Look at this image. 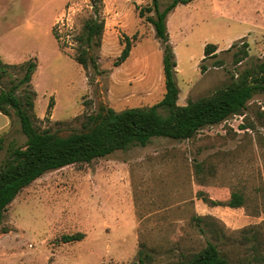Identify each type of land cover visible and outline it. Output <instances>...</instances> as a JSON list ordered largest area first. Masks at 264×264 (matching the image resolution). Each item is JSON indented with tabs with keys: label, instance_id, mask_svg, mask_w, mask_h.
Wrapping results in <instances>:
<instances>
[{
	"label": "rangeland",
	"instance_id": "1",
	"mask_svg": "<svg viewBox=\"0 0 264 264\" xmlns=\"http://www.w3.org/2000/svg\"><path fill=\"white\" fill-rule=\"evenodd\" d=\"M158 1L162 10L171 0ZM149 5L151 0H0V60L12 65L0 66V90L22 77L16 65L34 60L37 125L60 136L81 131L87 115L102 108L159 102L163 47L137 9ZM91 17L103 18L105 26L101 46L91 49L97 68H84L75 60V37ZM166 24L179 105L213 94L264 61V0H193L177 5ZM125 36L135 37L130 54L115 66ZM243 41L248 56L234 64ZM207 43L217 45V54L202 60ZM10 111L0 165L26 140ZM196 163L203 167L199 173ZM234 191L244 205H223ZM201 193L222 204L204 202ZM77 232L84 237L62 238ZM207 241L232 263L264 264L263 91L243 114L205 126L190 139L153 137L146 146L46 172L7 206L0 264H177Z\"/></svg>",
	"mask_w": 264,
	"mask_h": 264
},
{
	"label": "trees",
	"instance_id": "2",
	"mask_svg": "<svg viewBox=\"0 0 264 264\" xmlns=\"http://www.w3.org/2000/svg\"><path fill=\"white\" fill-rule=\"evenodd\" d=\"M101 2V0H96ZM193 0H171L162 10L159 1L151 0V5L138 9L140 18L146 17L154 29L155 36L163 47L162 70L165 91L162 99L145 107L126 108L116 111L110 107L102 108L100 112L87 115L82 124V130L67 136H60L51 132L49 128L41 129L37 125L34 111L36 92L31 86L32 76L37 64L34 60H27L19 65L23 75L18 82L8 89L0 90V113L9 117L10 109L16 114L20 123V130L25 135L24 146H17L9 151L6 160L0 165V224L7 206L17 194L34 180L48 171L60 169L75 163H89L104 157L116 150H126L131 145L146 146L153 137H166L175 140L192 138L200 129L208 125H215L236 114H243L247 102L257 91L264 92V61L253 70H245L236 79H232L224 87L213 94L188 101L184 105L177 103L180 89L176 81V57L169 42L166 18L179 4H187ZM97 4V3H96ZM93 6V12L98 13V6ZM154 12V16L146 15ZM105 22L103 18L91 17L84 21L82 32L75 37L77 48L75 60L87 68L90 64L97 68L96 57L91 49L100 47ZM125 36L121 53L114 61L118 66L124 62L131 50L132 39ZM238 46L233 43L231 47ZM248 44L243 41L233 53V63L238 64L248 56ZM217 45L207 43L204 46L203 58L216 56ZM214 63L220 65L222 61ZM0 66H12L0 60ZM206 66L200 64V71ZM24 85V86H23ZM20 89L21 94H17ZM159 108L166 110V114L159 112ZM11 120V119H10ZM242 128H247L242 126ZM3 148V138L0 135V150ZM203 170L200 163L195 164V172ZM201 199L211 205L222 203L203 196ZM227 205L238 208L244 205L242 193H231ZM84 233L77 232L63 235L65 242L80 240ZM254 238V237H253ZM261 242L253 250L260 247ZM256 252V251H255ZM139 264H144L141 259ZM177 264H235L218 249L217 245L207 241L198 252L192 253ZM244 264H252L246 262Z\"/></svg>",
	"mask_w": 264,
	"mask_h": 264
},
{
	"label": "crops",
	"instance_id": "3",
	"mask_svg": "<svg viewBox=\"0 0 264 264\" xmlns=\"http://www.w3.org/2000/svg\"><path fill=\"white\" fill-rule=\"evenodd\" d=\"M10 123L11 120L9 117L3 113H0V135L9 127Z\"/></svg>",
	"mask_w": 264,
	"mask_h": 264
}]
</instances>
